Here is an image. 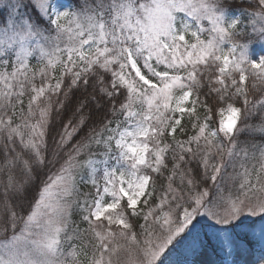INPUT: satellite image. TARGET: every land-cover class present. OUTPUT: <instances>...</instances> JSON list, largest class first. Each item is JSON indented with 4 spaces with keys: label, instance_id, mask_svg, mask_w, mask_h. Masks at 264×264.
Wrapping results in <instances>:
<instances>
[{
    "label": "snow or ice",
    "instance_id": "obj_1",
    "mask_svg": "<svg viewBox=\"0 0 264 264\" xmlns=\"http://www.w3.org/2000/svg\"><path fill=\"white\" fill-rule=\"evenodd\" d=\"M0 264H264V0H0Z\"/></svg>",
    "mask_w": 264,
    "mask_h": 264
}]
</instances>
